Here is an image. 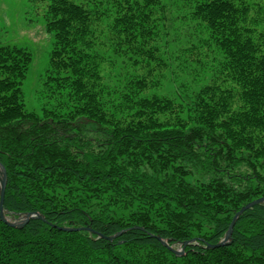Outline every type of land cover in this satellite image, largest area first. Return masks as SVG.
<instances>
[{"label":"trees","instance_id":"1","mask_svg":"<svg viewBox=\"0 0 264 264\" xmlns=\"http://www.w3.org/2000/svg\"><path fill=\"white\" fill-rule=\"evenodd\" d=\"M44 1L42 116L22 88L30 51L0 44L3 208L43 217L0 219V264H264L263 202L207 247L264 197V0ZM174 9L198 28L193 44L218 54L191 118L188 99L151 91L165 78ZM105 46L127 71L117 92L103 84ZM194 166L204 181L186 178ZM183 242L180 255L168 248Z\"/></svg>","mask_w":264,"mask_h":264},{"label":"rangeland","instance_id":"2","mask_svg":"<svg viewBox=\"0 0 264 264\" xmlns=\"http://www.w3.org/2000/svg\"><path fill=\"white\" fill-rule=\"evenodd\" d=\"M45 3L44 0H0V44L21 45L30 51L31 61L22 88L28 108L39 116H42L41 106L44 105L46 96L50 94L47 91V76L51 70L49 62L51 35L44 26ZM175 3L181 2L176 0ZM171 15L173 17H170L168 21V35L161 39V45H164V50L168 52L167 67L163 70L165 78L159 88L151 91L174 99L179 97L188 99V102L183 101L186 106L184 109L187 111L183 116L191 118L195 114L194 111L200 112L198 108H194V93L210 84L215 77L218 54L214 49L196 47L193 44L197 42L198 37L196 25L181 19L176 9ZM191 46H195L193 52L197 53L187 51V48ZM100 55L103 57L100 64L103 84L108 86L110 91L117 92L119 86H123L126 81L127 71L121 62L123 59L113 55L108 46H105V51H101ZM129 71L130 68H128ZM85 135L94 139L95 133L89 130L85 132ZM205 139L206 137L203 141ZM241 170H244V167ZM198 177L202 181H204L203 178L205 179L203 173L200 174V170L194 166L186 178L195 184L194 180ZM121 189L124 190V188ZM137 189L130 187L128 190ZM92 202L94 208H96L95 205H101L97 204L99 202L96 200ZM133 202L137 203L134 199ZM6 219L13 221L8 216Z\"/></svg>","mask_w":264,"mask_h":264},{"label":"water","instance_id":"3","mask_svg":"<svg viewBox=\"0 0 264 264\" xmlns=\"http://www.w3.org/2000/svg\"><path fill=\"white\" fill-rule=\"evenodd\" d=\"M5 184H6V174H5V169L3 167V165L0 163V219H2L4 222H6L7 224L11 225V226H22L23 224H25V222H27V220L30 218V217H38V218H43L41 214H38V213H25L23 216H21L19 219L18 222H10V221H7L4 217V213H3V194H4V188H5ZM264 202V197H260V198H257L251 202H248L247 204L243 205L233 216L232 220H231V223L228 227V230L226 232V234L224 235V237L222 238V240L218 243H216L215 245H212V244H209L207 247L209 248H213L215 246H220V245H223V244H226L227 242H229V239H230V236H231V232H232V227H233V224L235 222V220L238 218V216L247 208L253 206L254 204L256 203H262ZM61 229L63 230H72V229H82V228H70V227H61ZM83 229H88L87 227H83ZM115 235H112V236H107L106 238L108 239H112ZM104 237V236H102ZM161 242L164 244V245H167L166 242L162 239H160ZM188 242H183L182 243V249L184 248V245L187 244ZM168 248L170 250H172L173 252H175L176 254H181L182 250H177V249H173L172 247L168 246Z\"/></svg>","mask_w":264,"mask_h":264},{"label":"bare ground","instance_id":"4","mask_svg":"<svg viewBox=\"0 0 264 264\" xmlns=\"http://www.w3.org/2000/svg\"><path fill=\"white\" fill-rule=\"evenodd\" d=\"M264 203V202H263ZM221 241V239L218 241V242H220ZM177 255H180V254H177Z\"/></svg>","mask_w":264,"mask_h":264}]
</instances>
